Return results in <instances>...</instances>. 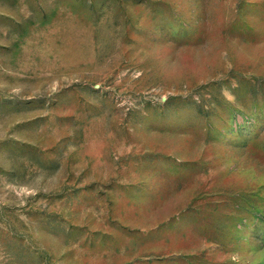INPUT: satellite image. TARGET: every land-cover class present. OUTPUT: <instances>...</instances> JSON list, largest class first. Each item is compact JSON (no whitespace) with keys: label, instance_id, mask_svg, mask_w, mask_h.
I'll list each match as a JSON object with an SVG mask.
<instances>
[{"label":"rangeland","instance_id":"374dc122","mask_svg":"<svg viewBox=\"0 0 264 264\" xmlns=\"http://www.w3.org/2000/svg\"><path fill=\"white\" fill-rule=\"evenodd\" d=\"M0 264H264V0H0Z\"/></svg>","mask_w":264,"mask_h":264}]
</instances>
